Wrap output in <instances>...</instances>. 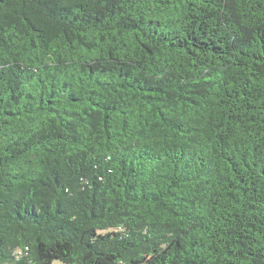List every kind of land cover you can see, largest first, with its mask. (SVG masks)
Returning a JSON list of instances; mask_svg holds the SVG:
<instances>
[{
    "label": "trees",
    "instance_id": "1",
    "mask_svg": "<svg viewBox=\"0 0 264 264\" xmlns=\"http://www.w3.org/2000/svg\"><path fill=\"white\" fill-rule=\"evenodd\" d=\"M264 264V0H0V264Z\"/></svg>",
    "mask_w": 264,
    "mask_h": 264
},
{
    "label": "rangeland",
    "instance_id": "2",
    "mask_svg": "<svg viewBox=\"0 0 264 264\" xmlns=\"http://www.w3.org/2000/svg\"><path fill=\"white\" fill-rule=\"evenodd\" d=\"M54 264H57L56 262Z\"/></svg>",
    "mask_w": 264,
    "mask_h": 264
}]
</instances>
